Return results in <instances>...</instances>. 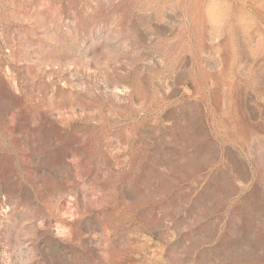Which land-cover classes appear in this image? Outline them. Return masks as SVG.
Segmentation results:
<instances>
[{
    "label": "rangeland",
    "instance_id": "374dc122",
    "mask_svg": "<svg viewBox=\"0 0 264 264\" xmlns=\"http://www.w3.org/2000/svg\"><path fill=\"white\" fill-rule=\"evenodd\" d=\"M0 264H264V0H0Z\"/></svg>",
    "mask_w": 264,
    "mask_h": 264
}]
</instances>
